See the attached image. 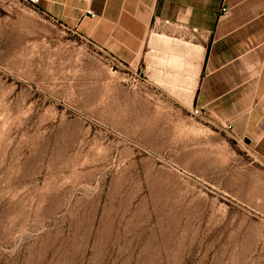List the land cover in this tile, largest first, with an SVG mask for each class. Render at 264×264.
I'll return each mask as SVG.
<instances>
[{
	"label": "rangeland",
	"instance_id": "374dc122",
	"mask_svg": "<svg viewBox=\"0 0 264 264\" xmlns=\"http://www.w3.org/2000/svg\"><path fill=\"white\" fill-rule=\"evenodd\" d=\"M0 264H264V160L0 0Z\"/></svg>",
	"mask_w": 264,
	"mask_h": 264
},
{
	"label": "crops",
	"instance_id": "0c3cea01",
	"mask_svg": "<svg viewBox=\"0 0 264 264\" xmlns=\"http://www.w3.org/2000/svg\"><path fill=\"white\" fill-rule=\"evenodd\" d=\"M23 1L116 60L149 99L199 108L264 160V0Z\"/></svg>",
	"mask_w": 264,
	"mask_h": 264
},
{
	"label": "built area",
	"instance_id": "2783aa9c",
	"mask_svg": "<svg viewBox=\"0 0 264 264\" xmlns=\"http://www.w3.org/2000/svg\"><path fill=\"white\" fill-rule=\"evenodd\" d=\"M29 2L31 4H35L37 2V0H30ZM228 15H229V9L226 8V7H221L220 10H219L218 19L224 18V17H226ZM108 59L111 62L112 66L115 69L119 70V64L117 63V61L114 60L113 58H108ZM132 78H133L134 83H137L138 80H139L137 77H132ZM191 115L193 117H199V118H202L203 117L202 111L199 108H194L191 111Z\"/></svg>",
	"mask_w": 264,
	"mask_h": 264
}]
</instances>
